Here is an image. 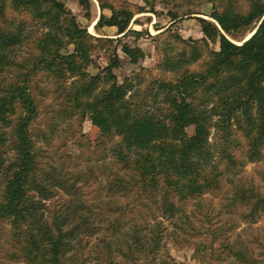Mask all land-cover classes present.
<instances>
[{
  "label": "trees",
  "instance_id": "obj_1",
  "mask_svg": "<svg viewBox=\"0 0 264 264\" xmlns=\"http://www.w3.org/2000/svg\"><path fill=\"white\" fill-rule=\"evenodd\" d=\"M144 1L155 11L157 2L171 0ZM209 1L210 19L198 17L204 37L193 42L172 34V25L181 18L173 4L177 9L169 11V34L184 49L173 54L169 44L159 67L180 76L143 87L148 68L133 71L122 82L115 69L122 63L116 44L133 64L146 57L141 46L121 40L149 34L130 27L135 14L147 12L146 7L132 10L98 0L101 14L94 29L116 27L113 38L91 33L60 0H0V226H29L15 232L12 259L22 264H84L86 235L93 234L92 222L81 226L66 213L55 210L52 221L45 218L46 201L56 199L58 189L71 194L77 187L64 177L43 178L40 173L35 137L44 113L37 92L42 75L57 82L64 115L87 110L100 143L116 142L118 170L89 175L99 182L100 192L120 198L92 213L106 219L112 215V229L139 222L122 257L98 264H157L162 223L147 240L140 221L156 211L182 219L188 202L209 195L231 193L226 213H239L246 223L264 216V189L240 177L248 163L264 161V0H245L247 6L240 0ZM92 2L79 0L88 10ZM23 15L40 22L41 32L26 33ZM28 40L32 51L24 50ZM210 42L220 48L211 49ZM106 47L112 49L110 55ZM96 53L107 56L108 63L92 73L87 65L94 64ZM206 54L199 69L189 68ZM214 130L220 132V142L212 140ZM222 215L206 209L197 225L189 220H183L188 228L176 223L190 236L180 239L178 234L177 242L192 247L199 264H220L226 256L238 264H261L254 249L232 239V217L220 224ZM111 252L107 248V255Z\"/></svg>",
  "mask_w": 264,
  "mask_h": 264
},
{
  "label": "rangeland",
  "instance_id": "obj_2",
  "mask_svg": "<svg viewBox=\"0 0 264 264\" xmlns=\"http://www.w3.org/2000/svg\"><path fill=\"white\" fill-rule=\"evenodd\" d=\"M60 1L66 4L75 14L78 22L82 26L88 27L91 33L117 37L118 29L116 27H103L98 32L94 29V25L101 14L98 0H92L89 10L82 6L79 0ZM107 1L112 2L117 7L126 6L132 10H138L140 6L147 8V12L135 14L130 27L136 30H144L149 34L145 33L139 37L136 35L121 37L122 42L141 46L146 53V57L141 59L139 63L133 64L123 53L121 44H116L119 46L118 54H120L122 60L120 67L115 69L120 82L126 76H130L133 71L148 68L149 70L144 73L143 87L154 80L175 81L180 76V73L164 72L159 67V63L166 54V48L170 46L169 44H172L169 48L173 54H177L184 49V44L176 42L169 34V28L173 22L169 11L177 9L173 4L179 8L178 12L181 18L172 25V34H177L190 42L204 37L198 17L210 19L209 15L213 7L212 2L209 0H171L170 2H157L155 11H151L144 0ZM240 1L247 6L245 0ZM104 12L106 15H111L109 9ZM23 18L26 20L24 25L26 33L34 35V32H41L40 22L30 16L23 15ZM162 31L163 33H160ZM31 43L28 40L25 51L33 50L31 49ZM70 48L72 50L73 47ZM210 48L218 50L220 45L219 43L210 42ZM107 52L110 55L113 51L107 49ZM207 58L208 55L206 54L198 62L190 65L189 68L191 70L199 69L201 63ZM93 59L94 64L87 65L92 73L99 71L97 66L101 68L108 63L107 56L103 54L96 53L93 55ZM37 92L44 105V113L37 124L38 131L35 137L41 176L44 178L47 174L58 175L67 179L70 184L76 182L77 187L76 191L71 194L63 189H58L56 199L46 201L49 207L45 208V218L52 221L56 210V213L62 212L70 217L74 216L76 224L81 226H84V222H92L93 234L86 235L85 239V242H88L83 253L84 256H87V262L84 264H98L100 261L104 262L108 257L113 256L122 257L124 250H127L129 243L132 242L130 234L134 228V223L139 221L131 220L124 226L112 229V225L109 224L113 218L112 215L106 219L105 216L93 214L92 211L98 212L101 208H105L109 202H113L120 197L113 194V192H100L99 182L95 178H90L89 175L90 171L97 174L99 170H118L117 155L114 150L116 142L106 139L104 143H100L98 129L93 125L87 110L71 116H66L60 111L62 106L60 88L50 75L41 76ZM82 115H84V119L81 118ZM188 131L190 134L193 133V127H189ZM220 135V132L214 130L212 140L220 142ZM73 136L76 137V141L72 139ZM241 176L245 181L254 182L264 189V161L248 163ZM231 195V193L224 192L220 195H209L201 200L190 201L185 205L182 219H179V216L169 218L160 211H156L155 216L151 218L142 219L140 222L144 227L141 230L146 236L145 239L150 238L152 230L159 222L162 223L164 240L157 255V264H165V260H169L172 264H199L193 258V248L186 246L185 243L181 246L177 242L176 236L178 234H180V236L178 235L180 239L189 238L190 236L184 234L176 225L182 224L188 228L189 224L183 223V220H189L197 225V218H201L203 211L206 209L223 213L222 218L224 219L221 221V225L232 217L235 220L231 232L232 239H237L254 249L261 260V264H264V216L257 223H246L239 213L235 215L226 213L224 205ZM201 204L202 206H200ZM57 209H60V211ZM23 230H29L28 224H20L17 228L14 224L8 222L0 226V264H22L11 258L10 251L14 249L15 232ZM107 248L112 251L111 255H107ZM168 252L170 257H168ZM130 263H132V260H130ZM220 264L238 263L233 258L226 256Z\"/></svg>",
  "mask_w": 264,
  "mask_h": 264
},
{
  "label": "water",
  "instance_id": "obj_3",
  "mask_svg": "<svg viewBox=\"0 0 264 264\" xmlns=\"http://www.w3.org/2000/svg\"><path fill=\"white\" fill-rule=\"evenodd\" d=\"M255 31H256V30H255ZM255 31L252 32V33L246 38V40L249 39V38L255 33Z\"/></svg>",
  "mask_w": 264,
  "mask_h": 264
},
{
  "label": "crops",
  "instance_id": "obj_4",
  "mask_svg": "<svg viewBox=\"0 0 264 264\" xmlns=\"http://www.w3.org/2000/svg\"><path fill=\"white\" fill-rule=\"evenodd\" d=\"M109 28H111V27H109Z\"/></svg>",
  "mask_w": 264,
  "mask_h": 264
}]
</instances>
